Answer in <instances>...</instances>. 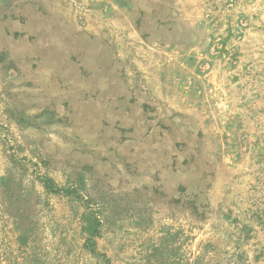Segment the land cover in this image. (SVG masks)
I'll return each instance as SVG.
<instances>
[{
	"label": "rangeland",
	"instance_id": "rangeland-1",
	"mask_svg": "<svg viewBox=\"0 0 264 264\" xmlns=\"http://www.w3.org/2000/svg\"><path fill=\"white\" fill-rule=\"evenodd\" d=\"M93 216L111 264H264V0H0V264H107Z\"/></svg>",
	"mask_w": 264,
	"mask_h": 264
},
{
	"label": "trees",
	"instance_id": "trees-1",
	"mask_svg": "<svg viewBox=\"0 0 264 264\" xmlns=\"http://www.w3.org/2000/svg\"><path fill=\"white\" fill-rule=\"evenodd\" d=\"M121 5V4H118ZM123 5V4H122ZM41 183L43 184L44 189L47 193L53 194V195H63V196H73L78 199H83V197L79 194V192L73 188L70 189H63L60 188L56 182L48 177L41 178ZM102 223L101 221L96 217H88L86 220V225L84 228V231L87 233V240L85 242V248L90 251L91 254L95 256H100L104 259V261L107 264H111L108 257L104 254H99L97 250V242L96 239L100 237V229H101Z\"/></svg>",
	"mask_w": 264,
	"mask_h": 264
},
{
	"label": "crops",
	"instance_id": "crops-1",
	"mask_svg": "<svg viewBox=\"0 0 264 264\" xmlns=\"http://www.w3.org/2000/svg\"><path fill=\"white\" fill-rule=\"evenodd\" d=\"M23 9H24V11H27V12H26V14L29 16V12H28V5H27V4H26V5L23 7ZM59 26H60V27H62V26H61V23H60V25H59ZM51 27H52V26L48 27V30H50V29H51ZM49 28H50V29H49ZM48 30H46V31H48ZM49 33H50V32H49Z\"/></svg>",
	"mask_w": 264,
	"mask_h": 264
}]
</instances>
